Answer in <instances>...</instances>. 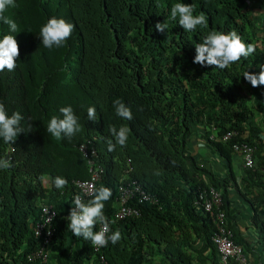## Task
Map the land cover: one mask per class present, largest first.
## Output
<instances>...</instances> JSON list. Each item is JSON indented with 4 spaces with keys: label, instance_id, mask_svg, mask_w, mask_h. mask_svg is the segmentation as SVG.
Returning a JSON list of instances; mask_svg holds the SVG:
<instances>
[{
    "label": "trees",
    "instance_id": "trees-1",
    "mask_svg": "<svg viewBox=\"0 0 264 264\" xmlns=\"http://www.w3.org/2000/svg\"><path fill=\"white\" fill-rule=\"evenodd\" d=\"M16 3L4 15L19 32L0 21V39L15 36L20 50L15 70L0 72V103L9 116L19 112L24 117V132L13 144L0 139V157L12 162L0 169V264H223L212 240L215 221L199 198L210 186L223 190L228 225L249 253L232 211L231 176L220 178L201 165L188 142L202 126L210 147L226 159L233 155L234 140L258 145L257 166L246 169L244 192L239 187L236 192L250 203L251 222L264 230V85L253 88L243 78L245 71L258 74L264 66V0ZM176 3L193 5L194 14L205 13L209 28L185 31L170 18ZM51 17L74 25L63 47L42 44L40 28ZM158 21L168 24L163 34L155 30ZM232 30L256 46L251 56L224 70L193 63L195 44L207 31ZM117 99L131 109L132 120L115 115ZM64 106L73 108L81 130L57 141L47 124L53 116L62 118ZM89 107L96 108V122L87 117ZM113 125H127L130 133L126 146L109 152L107 140H115L108 127ZM232 129L240 132L233 140L210 138ZM81 144L88 145L89 155ZM90 158L105 169L96 189L109 187L113 193L104 209L109 235L121 233L116 244L109 241L101 251L67 228L73 198L80 194L74 181L89 177ZM56 176L67 179L63 190L54 187ZM123 179L137 180L156 203L146 201L140 215L114 221ZM44 204L54 205L58 213L48 262L29 259L42 242L34 228Z\"/></svg>",
    "mask_w": 264,
    "mask_h": 264
},
{
    "label": "clouds",
    "instance_id": "clouds-1",
    "mask_svg": "<svg viewBox=\"0 0 264 264\" xmlns=\"http://www.w3.org/2000/svg\"><path fill=\"white\" fill-rule=\"evenodd\" d=\"M16 7H17L16 0H0V21L8 25L10 31L14 33L19 32L17 23L4 14L9 8H16ZM170 18L173 21H178L179 25L187 32L196 31L198 27L201 30H207L209 28V20L207 16L205 15V13L200 12L199 14H194V7L191 4H186V3L174 4L170 9ZM73 27H74L73 24L67 22L63 18H56V17L49 18L48 21L40 28V32H39V36L42 38L43 46L47 49L63 47L66 44L68 38L72 35ZM154 27L156 31L163 34L168 29V24L166 22L161 23L158 21ZM255 51H256V46L252 43H245L235 30H232L229 32L207 31V34L203 36L202 41L195 44L196 55L193 59V63L199 64L201 66H205V65L214 66L215 68L224 70V69L229 68L231 65L236 64L238 61L241 60V58L247 59ZM19 55H20L19 45H18V42L15 36L4 35L3 38L0 39V72H3L5 69H7L9 72L14 71L16 68V61ZM243 78L245 81L249 82L253 88H257L261 85H264V66H261V71L258 74L252 73L250 71H245L243 73ZM113 105L115 108V115L117 117L125 121H130L133 119L131 109L128 106H126L123 101L117 99L113 101ZM59 111L62 114V118L53 116L47 124L46 131L49 134H51V136L57 141H60L64 138L71 139L81 130L80 125L78 123V117L75 115L73 108L71 106L61 107ZM87 117L89 120L93 122L97 121L98 117H97L95 107H89L87 109ZM23 119L24 117L19 112H14L11 116H9L6 112L5 105L3 103H0V139H2V141L5 144H13L17 136L21 132H24V129L21 127V121ZM108 132L110 136L114 138L115 140V143H113V139L107 140V150L109 152L115 151L117 145L121 147L126 146L128 136L130 133V128L127 125H121L118 129L114 125L109 126ZM228 133H231V135L226 138L225 136ZM238 135H240V132L232 129V130L227 131L223 135H218V134L216 135L212 133L210 135V138L211 140H221V141L226 142L231 139L233 140ZM204 138L206 139L205 136ZM243 143H247L248 145L254 148V152L252 155L253 164L251 166H248L245 164L246 153L243 150L236 149L237 145L242 146ZM84 146L87 147V154L83 150ZM232 147L234 150L233 154H237L242 157L243 166L246 169H253L254 167L257 166L256 153L258 150V145L251 143L247 140H234ZM80 150L85 155H89V149H88L87 144H81ZM94 153L95 151L92 152V154ZM218 154L220 155V153ZM194 155L196 154L194 153ZM220 157L222 156L220 155ZM229 160H231V158ZM198 161L201 165L206 166L203 162L201 163L199 159ZM11 166H12V162H11L10 157L8 158L0 157V169H8ZM207 167L211 168L209 166ZM261 171H263L262 173L264 174V169H261ZM89 172H90V163H89ZM104 173H105V169H104L102 178L104 176ZM233 173H234V170H232V174L229 173L228 175H225V176H222L218 173L216 174L220 178H226V177L228 178L231 176L230 184L234 188H229V189H234V191H231L232 193H235L236 190H238V187H239V191L244 192V185L242 183L243 180L240 182L236 178L235 174H234L235 179L232 178ZM90 178H91V172L88 178L75 180L74 182H75L76 187L78 188L76 181L87 180ZM102 178L97 182L96 188L98 184L101 182ZM41 179L43 180L44 178H41ZM133 180L137 181L135 179H123L118 185L117 208L114 213V221L125 220L129 217L138 216L141 214L140 204H143L146 201L140 202L138 198L133 197L128 201V205L138 208L139 214H131V215L126 216L123 219L116 218V213L118 212L119 207H120L119 187L121 184L130 182ZM53 184L56 189L63 190L67 186L68 181L64 177L56 176L53 179ZM139 184L142 185L141 183ZM143 188L146 191H148L144 186ZM212 190L220 192L221 198L223 201V204H222V208H223L224 206L223 190L221 188L214 187V186L205 188L200 193L199 195L200 204L203 205L205 208L204 203L211 196ZM89 194L92 196V199H90L87 203L84 202L82 196L80 195L74 196L73 201H72L73 203L72 208L69 211V215L66 217V219L68 220V225H67L68 230H70L72 235H74L75 237L83 238V240L85 241H90L91 245L95 248L106 247L109 241H111L112 244H116L121 239V233L119 231H115V232H111V234L109 235L111 230H110L108 219L104 214L105 204L107 201L110 200V198L113 195L112 190L109 187H100L99 189H95ZM88 197L85 196V198H88ZM49 205H52V204H49ZM52 206L54 207V205ZM205 210L208 211L206 208ZM224 211L226 213L225 209ZM208 212L210 213V211ZM226 218H227V215H226ZM99 224L102 225V228L99 231H94L96 230ZM51 242L47 247L48 259L47 261L42 260L43 262L49 261L50 252L48 248L50 247ZM39 246L40 247L42 246V242H41V245Z\"/></svg>",
    "mask_w": 264,
    "mask_h": 264
},
{
    "label": "built area",
    "instance_id": "built-area-1",
    "mask_svg": "<svg viewBox=\"0 0 264 264\" xmlns=\"http://www.w3.org/2000/svg\"><path fill=\"white\" fill-rule=\"evenodd\" d=\"M231 133H228L225 137H229ZM237 150H243L245 155V164L251 166L253 164L252 155L254 148L247 143H243L242 146L237 145ZM84 152L87 154V147H83ZM90 163V172L91 178L87 180H78L76 184L80 190V196L83 200L88 196H91L89 193L96 189L97 182L102 178L104 169L100 165H96L93 159L89 160ZM120 196V207L116 213L117 219H123L131 214H139V209L128 205V201L136 197L140 202L150 201L156 203V198L146 191L142 185L137 181H130L123 183L119 187ZM222 198L221 194L218 191L212 190L211 196L204 203L205 208L210 211L211 215L214 218L216 230L212 236L213 243L216 247V250L220 256L223 264H230L235 262V264H252L247 252L245 251L242 244L238 243L234 239V232L228 226V221L226 218V213L222 208ZM40 219L35 225V234L37 237H41L42 246L40 249L32 253L29 258L34 259L39 258L43 261L48 259L47 247L50 244L54 236V220L57 216V210L52 205L46 204L42 206ZM102 228V225H98L96 230L99 231ZM101 248H95V251H101ZM104 258V257H103Z\"/></svg>",
    "mask_w": 264,
    "mask_h": 264
},
{
    "label": "crops",
    "instance_id": "crops-1",
    "mask_svg": "<svg viewBox=\"0 0 264 264\" xmlns=\"http://www.w3.org/2000/svg\"><path fill=\"white\" fill-rule=\"evenodd\" d=\"M204 141V142H203ZM201 142V140L199 141ZM203 144L200 143L199 149L202 150L203 159L199 158L196 154L197 158L200 162L204 163L206 166L212 168V170L222 176L232 174V170H234V174L236 178L241 182L246 175V168L243 166V160L240 155L233 154L231 160L220 157V155L216 152L215 149L211 148L207 143L206 139L202 140ZM260 160L264 159V149L260 153ZM225 159V160H224ZM236 162L240 163L241 171L235 170ZM217 164V165H216ZM220 167H222L220 169ZM210 168V169H211ZM263 172V171H261ZM243 192V191H242ZM233 206L232 211L233 215L240 224L239 228V237L242 238L243 244H250L249 256L253 259V264H264V245L260 247V244L257 245L258 241L253 235L254 232H258L259 230L264 234V230L259 229L256 225L251 222V205L244 197L239 195L237 192L232 193L230 197ZM117 208V197H116V206ZM258 230V231H257ZM255 234V233H254ZM254 236V237H253Z\"/></svg>",
    "mask_w": 264,
    "mask_h": 264
},
{
    "label": "rangeland",
    "instance_id": "rangeland-1",
    "mask_svg": "<svg viewBox=\"0 0 264 264\" xmlns=\"http://www.w3.org/2000/svg\"><path fill=\"white\" fill-rule=\"evenodd\" d=\"M204 136H205V129L202 126H197L193 130L192 134L189 136V142H188L189 149L192 152H194L195 154H197L198 157L201 159H203L202 155H204V154L202 153V150L199 149V145H200V143L203 144L204 141L202 142V140H204ZM200 140H201V142H199ZM240 166H241L240 163L236 162L235 170L241 171L242 169H240ZM221 168L222 167H220V169ZM254 233H253V235L255 236V238L257 240H259L257 245L260 244V247H261L262 243L264 242V234L260 230L258 232H254Z\"/></svg>",
    "mask_w": 264,
    "mask_h": 264
}]
</instances>
